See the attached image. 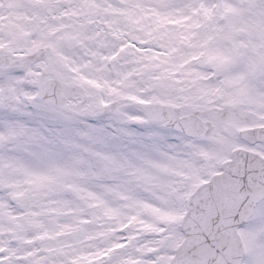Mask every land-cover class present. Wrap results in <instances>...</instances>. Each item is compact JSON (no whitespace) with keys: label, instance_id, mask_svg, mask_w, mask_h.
Segmentation results:
<instances>
[{"label":"snow or ice","instance_id":"snow-or-ice-1","mask_svg":"<svg viewBox=\"0 0 264 264\" xmlns=\"http://www.w3.org/2000/svg\"><path fill=\"white\" fill-rule=\"evenodd\" d=\"M0 264H264V0H0Z\"/></svg>","mask_w":264,"mask_h":264}]
</instances>
